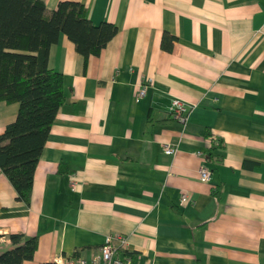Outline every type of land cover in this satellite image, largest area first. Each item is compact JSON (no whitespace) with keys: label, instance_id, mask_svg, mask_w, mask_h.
Here are the masks:
<instances>
[{"label":"crops","instance_id":"obj_1","mask_svg":"<svg viewBox=\"0 0 264 264\" xmlns=\"http://www.w3.org/2000/svg\"><path fill=\"white\" fill-rule=\"evenodd\" d=\"M70 1L117 33L86 65L65 34L51 45L66 100L29 206L0 170V254L21 233L38 239L23 264L89 259L119 234L136 264H264V0ZM173 98L193 105L185 127L168 116ZM18 108L0 101V134Z\"/></svg>","mask_w":264,"mask_h":264},{"label":"trees","instance_id":"obj_2","mask_svg":"<svg viewBox=\"0 0 264 264\" xmlns=\"http://www.w3.org/2000/svg\"><path fill=\"white\" fill-rule=\"evenodd\" d=\"M62 33L86 65L89 56L100 54L117 27L107 21L94 24L77 1L62 0L49 9L43 0H0V101L19 104L15 120L0 134V170L26 206L41 151L66 100L63 74L48 65L49 49ZM175 39L164 31L160 47L171 51ZM212 142L223 147L218 140ZM216 148H209L210 155ZM9 238L13 247L0 254V264H23L33 258L36 236L11 233Z\"/></svg>","mask_w":264,"mask_h":264},{"label":"built area","instance_id":"obj_3","mask_svg":"<svg viewBox=\"0 0 264 264\" xmlns=\"http://www.w3.org/2000/svg\"><path fill=\"white\" fill-rule=\"evenodd\" d=\"M146 85L140 84L136 95V101L142 98L146 93ZM193 105H189L179 98H173L168 108V116L182 124L185 127ZM164 152L168 155H175L177 152V146L173 143H166L164 145ZM198 156H201V152H197ZM210 170L206 166L199 168V178L202 181H208L210 178ZM73 189L75 187L72 182ZM187 200V194H183L181 201ZM126 244V238L115 234L108 235L105 238L104 243L100 246L96 255L86 259L84 257H59L56 258L54 264H136L130 257H120L119 249Z\"/></svg>","mask_w":264,"mask_h":264}]
</instances>
